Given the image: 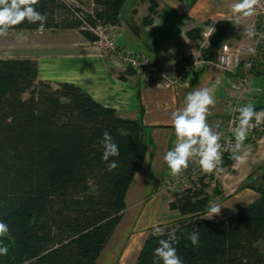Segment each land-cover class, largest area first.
<instances>
[{"label": "trees", "instance_id": "obj_1", "mask_svg": "<svg viewBox=\"0 0 264 264\" xmlns=\"http://www.w3.org/2000/svg\"><path fill=\"white\" fill-rule=\"evenodd\" d=\"M127 1L93 0V12L77 0H39L35 7L47 14L45 30H78L96 43L99 36L91 29L118 25ZM157 9L150 0L142 27L153 24ZM38 26L25 21L11 31ZM211 28L203 54L208 59L237 32L231 21L221 20L187 35L199 43ZM105 131L119 146V156L110 157L118 163L112 171L102 159ZM144 131L140 121L120 117L74 83L41 80L37 60L0 58V221L9 229L0 236V247L8 249L0 264H98L143 168ZM234 164L225 159V167ZM206 179L173 193L169 206L180 218L158 224L163 236H153L150 228L136 264H153L159 240L170 232L179 238L173 247L183 264H264V176L261 184L248 186L258 197L219 221L204 218L211 201ZM197 231L200 241L193 246L186 237Z\"/></svg>", "mask_w": 264, "mask_h": 264}, {"label": "crops", "instance_id": "obj_2", "mask_svg": "<svg viewBox=\"0 0 264 264\" xmlns=\"http://www.w3.org/2000/svg\"><path fill=\"white\" fill-rule=\"evenodd\" d=\"M91 1L94 7L93 0ZM156 1L158 14L153 24L141 26L143 18L149 14L150 0H128L120 23L115 25L122 38L120 43L145 54L154 64L173 68L181 66L191 55L199 53L198 43L191 41L187 32L203 27L209 21L214 24L228 20L236 26V36L221 47L236 46L248 40L251 17L233 15L230 6L237 0ZM212 30H206L204 36ZM46 31L50 32L43 37L34 34L35 47L28 49L30 55L21 56L38 61L41 80L54 84L74 83L99 103L115 109L120 117L140 121L145 127L147 155L142 170L133 179L126 201L128 204L131 200L130 205L135 206L133 218L121 228L120 224L117 226L98 261V264H136L155 220L167 211L180 216L179 212L172 211L169 206L173 194L161 188L166 178L165 172L170 170L164 156L174 148L177 139L171 123L173 113L186 107V96L189 93L209 88L216 103L214 107H210L207 122L213 131L218 132L227 120L226 110L230 104L231 92L229 82L232 77L220 68L209 67L202 70L190 85L165 88L150 78L143 80L132 71L110 67L102 57L98 44L87 41L78 30ZM39 39L43 41L38 44ZM260 62L264 69V56ZM260 88L261 92L255 101L256 107L264 106V86L261 85ZM243 143L248 148L249 155L246 163L231 167L236 171L238 187L227 193V186L223 183V191L227 197L225 200L240 191L239 186L250 177V170L264 160L260 157L264 136L253 147L249 146L251 142L247 140ZM239 166H245L246 169L241 179L237 176ZM130 194L133 195L132 198H129ZM146 200H150V204L148 211H143Z\"/></svg>", "mask_w": 264, "mask_h": 264}, {"label": "clouds", "instance_id": "obj_3", "mask_svg": "<svg viewBox=\"0 0 264 264\" xmlns=\"http://www.w3.org/2000/svg\"><path fill=\"white\" fill-rule=\"evenodd\" d=\"M259 0H237L231 4V11L237 17H252L255 14V6ZM39 0H0V37H7L11 30L16 26L27 21L30 24H38L37 31L43 33L47 22V14H43L36 10V5ZM175 7V6H174ZM247 35L252 37L259 35L264 39V33H255L248 31ZM18 39H26L21 32L17 36ZM253 55L255 49L249 50ZM219 84L220 81L218 80ZM186 107L177 110L172 115V127L175 129L176 142L172 150L168 151L164 160L168 165L173 176L181 174L189 166V161L193 158H198V164L202 172L217 173L223 171L220 167L222 164L221 152V136L222 134L210 127L207 122V116L210 115V107L215 106V98L212 90L202 88L189 93L186 96ZM232 112H239V116L235 117L230 122V131L234 132L235 145L232 148V159L236 162L234 165L246 163V158L249 155L248 150L244 146V141L247 138L249 130L253 127L264 123V111L257 112L251 103L231 109ZM255 119V125L252 123ZM238 124L232 129L231 124ZM231 141L229 140V143ZM101 143L104 148L102 159L106 164L108 171H112L118 167L115 160H110V157H118L119 146L113 141L112 136L108 131L103 133ZM243 154H240V153ZM219 203H212L209 206L208 213L204 218L212 219L214 216L221 213ZM153 236L160 237L164 235V229L159 227L158 223L152 225ZM8 225L0 221V236L8 232ZM191 241L193 246L199 244V232H192L186 237ZM178 237L175 232L168 233L167 239L159 240V247L153 252V264H183V260L177 255L174 243L178 242ZM7 247H0V255H7Z\"/></svg>", "mask_w": 264, "mask_h": 264}, {"label": "built area", "instance_id": "obj_4", "mask_svg": "<svg viewBox=\"0 0 264 264\" xmlns=\"http://www.w3.org/2000/svg\"><path fill=\"white\" fill-rule=\"evenodd\" d=\"M91 30L99 36V41L96 43L100 48L102 57L110 67L132 71L143 80L150 78L165 88H181L190 85L198 72L209 67L220 68L232 77L229 82L231 92L230 104L226 110L227 120L219 130V133L222 134L219 141L222 152V164L220 167H225V159L232 158V148L236 143L234 132L230 131L229 128L230 122L239 116L238 111L232 112L231 109H238L249 103L254 106L256 98L261 92L260 86H264L263 63L260 62L262 56H264V39L259 35H254L248 37L247 41L239 45H224L219 51H215V55L211 59L205 58L201 49H199V53L191 55L181 66L172 68L154 64L140 51L123 46L120 43V33L116 30L115 25L99 26ZM250 31L264 33V0H259L255 6V14L250 20ZM210 34L204 36L207 38L202 46L209 44ZM250 49H255L254 55L249 51ZM252 123L255 125V120ZM237 124L238 120H236V123H232V129ZM256 129L264 131V127L260 124L251 128L249 132H253ZM229 140L231 141L230 143ZM199 172L202 173L201 175L204 173L200 166L198 168L193 167L189 176H184L176 184L179 183L185 188L193 186L194 183L198 184V180L202 177L198 176ZM185 188H182V190Z\"/></svg>", "mask_w": 264, "mask_h": 264}, {"label": "rangeland", "instance_id": "obj_5", "mask_svg": "<svg viewBox=\"0 0 264 264\" xmlns=\"http://www.w3.org/2000/svg\"><path fill=\"white\" fill-rule=\"evenodd\" d=\"M77 2L82 7V9H84L85 11L93 12L94 7H92V1L91 0H77ZM21 32L23 33V36L26 37V39H18L17 38L18 34H20ZM49 32L50 31H46V30H44L43 33H40L37 30L10 31V34L7 37H0V58H21V56L30 55V54H28L29 53L28 49L35 47L34 42H33L34 34L37 36L40 34L43 37ZM53 33H55V32H53ZM41 36H38V37H41ZM206 38L207 37H204L203 40H201L198 43V47L201 49V52L203 54H206V51H208L209 46H210L209 44H207L206 46H202V44ZM42 39L41 40L39 39L38 44L42 43V41H43ZM120 40H122V38ZM206 55H208V54H206ZM255 106H256V104L253 107H255ZM262 136H264V131L260 130V129H256L253 132H248L247 141L251 142V144H249V146L253 147L254 144H258V141H259V139H261ZM260 157L264 158V146L262 148V153L260 154ZM191 160L192 161L189 162L188 168L186 170H184L179 175L173 176L171 174V171L167 170L166 171L167 173L165 172L166 178L163 180V184L161 185V188H163L164 190L166 189L167 193H169L171 195L175 191H179V190H182V188H185L181 184H179V183L176 184V183L181 178H183L184 176H189L191 169L193 167L198 168V166H199L198 158H193ZM238 168H239L238 173L240 175L238 174L237 176H239V178H240L244 174L246 169H245V166H241V167L239 166ZM250 172H251L250 177H248V179H246V181H244L242 183V185L239 186L240 191L235 196H232L230 199H227V200H225V198H227V197L224 194L225 191H223V183H225L227 186V189H226V190H228L227 193H229V191L231 192L232 190L236 189L238 187L237 183H236L237 179H238L235 175L236 171H233L232 168L223 167V171L220 172L219 174H217L215 172L205 174V176L207 177L205 182L207 184H209V187L207 188L206 191L211 197V201H210L209 206L212 203H219L221 206H223L221 209V213L212 218L214 221H219L225 217H228L229 215L233 214L238 209L243 207V205H246L248 202L252 201V199H254V197H255V199H256V197H258V194L256 192H254L252 189L248 188V186L252 185V184L257 186V185L262 183V177L264 176V160L261 163L257 164V166L253 167L250 170ZM201 174L202 173L199 172L198 176L203 177L204 173H203V175H201ZM209 176L210 177L212 176L213 180H211L209 178ZM217 191H219V192H217ZM132 196L133 195L130 194L129 198H132ZM149 202H150V200L145 201V204L143 205L144 206L143 211L147 210V207L150 204ZM130 203H131V200H129L128 204H126V209L123 213V218H122L121 223H120V228L123 226L124 223L128 224L130 222V220L133 218L132 216L135 212L134 211L135 206L130 205ZM140 210H141V207L139 208V211ZM208 210H209V207H208ZM179 218H180V216L178 215V213L176 214L174 212L167 211V213L163 214L162 216H159L155 220V223H158V224L168 223V222L177 220ZM124 228H125V225H124ZM147 233H148V230H147Z\"/></svg>", "mask_w": 264, "mask_h": 264}]
</instances>
